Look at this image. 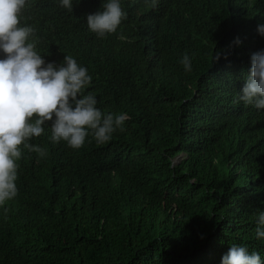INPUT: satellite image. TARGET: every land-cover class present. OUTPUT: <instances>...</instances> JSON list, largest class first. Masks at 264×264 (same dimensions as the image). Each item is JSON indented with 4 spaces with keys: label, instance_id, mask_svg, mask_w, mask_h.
<instances>
[{
    "label": "trees",
    "instance_id": "16d2710c",
    "mask_svg": "<svg viewBox=\"0 0 264 264\" xmlns=\"http://www.w3.org/2000/svg\"><path fill=\"white\" fill-rule=\"evenodd\" d=\"M71 2L28 1L35 51L72 56L92 77L81 95L128 119L103 144L44 132L26 142L44 155L20 146L0 264H221L232 244L264 264V109L235 102L264 49V0H120L126 19L103 37L87 16L107 0Z\"/></svg>",
    "mask_w": 264,
    "mask_h": 264
},
{
    "label": "clouds",
    "instance_id": "9594fccd",
    "mask_svg": "<svg viewBox=\"0 0 264 264\" xmlns=\"http://www.w3.org/2000/svg\"><path fill=\"white\" fill-rule=\"evenodd\" d=\"M28 1L0 0V51L4 54L0 59V205L17 195L16 161L21 157L22 144L30 152L44 155L43 148L26 143L44 132L51 133L54 142L64 141L73 149L84 145L89 132L103 144L115 131H123L128 119L124 112L103 115L95 107L93 95H81L92 77L72 56L65 55L57 65L46 63L35 51L33 21L24 13ZM157 2L151 0V7L155 8ZM61 6L73 10L71 0H61ZM102 7L103 11L87 16L89 30L100 37L115 32L126 19L120 0H107ZM257 32L264 37V24L257 26ZM233 43L238 46L239 37ZM220 55L216 53L214 59ZM180 63L185 71H191L187 54ZM235 102L264 109V49L250 54V70ZM255 233L258 239H264V211L257 213ZM221 264H262V260L259 252L232 244Z\"/></svg>",
    "mask_w": 264,
    "mask_h": 264
}]
</instances>
